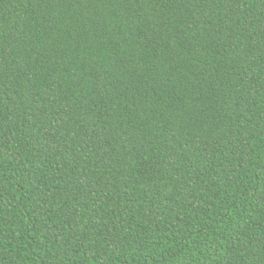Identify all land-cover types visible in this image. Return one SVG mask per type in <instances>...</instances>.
I'll use <instances>...</instances> for the list:
<instances>
[{"label":"trees","instance_id":"obj_1","mask_svg":"<svg viewBox=\"0 0 264 264\" xmlns=\"http://www.w3.org/2000/svg\"><path fill=\"white\" fill-rule=\"evenodd\" d=\"M0 264H264V0H0Z\"/></svg>","mask_w":264,"mask_h":264}]
</instances>
